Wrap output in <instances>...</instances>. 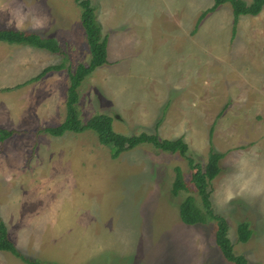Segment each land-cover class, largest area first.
<instances>
[{"label":"rangeland","instance_id":"1","mask_svg":"<svg viewBox=\"0 0 264 264\" xmlns=\"http://www.w3.org/2000/svg\"><path fill=\"white\" fill-rule=\"evenodd\" d=\"M90 1L108 63L79 88V119L104 114L118 134L182 138L202 168L210 150L224 154L212 206L229 224L234 253L264 264V9L235 24L226 3L197 26L214 0ZM80 15L75 0H0V29L35 32L62 49L0 42V128L14 131L0 142V158L19 172L0 179V204L12 194L39 218L9 227L16 247L44 264H232L216 244L215 221L180 219L187 196L202 208L187 159L148 144L112 159L93 131L41 132L65 120L69 73L90 60ZM176 167L190 187L178 197ZM65 221L70 230L57 234ZM244 221L247 243L238 241ZM81 245L88 249L78 253ZM0 255V264H21Z\"/></svg>","mask_w":264,"mask_h":264},{"label":"trees","instance_id":"2","mask_svg":"<svg viewBox=\"0 0 264 264\" xmlns=\"http://www.w3.org/2000/svg\"><path fill=\"white\" fill-rule=\"evenodd\" d=\"M81 9V24L85 32L86 40L90 51V60L87 64H79L74 71L69 73V87L66 101V118L56 127H48L41 132L54 137L63 136L67 132L82 133L84 131H93L99 143L110 149L111 158L117 159L124 152L133 150L141 145H152L155 148L179 154L187 159L189 166L194 170L191 182L200 198L202 208L197 205L196 198L192 195L187 196L179 205V215L181 221L194 226L204 224L208 219L215 221L216 232L215 239L218 248L226 260L232 264H248L243 255H236L233 250V244L228 237L229 224L226 218L217 214L211 202L212 182L221 173L220 161L224 154L210 150L207 164L204 168L188 155V145L182 139H160L157 134L141 133L139 135L126 136L118 134L113 130V118L109 115H97L85 123L79 119L77 104L79 101V88L83 81L91 75L97 68L106 65L107 60V37L102 32V28L96 19V10L90 0H75ZM229 3L233 9L234 22H238L241 16H258L264 9V0H253L248 3L244 0H214V4L204 11L200 16L197 26L209 13H213L220 6ZM0 42H6L16 45H28L37 49L47 50L52 54H62V49L55 39L43 38L35 32H24L13 29H0ZM64 68V63L60 65L48 66L29 83L38 81L52 70L58 71ZM14 134V131L0 128V142H4ZM180 192H190L182 170L175 168V180L172 187V195L178 197ZM238 241L247 243L252 235V230L248 222H241L237 227ZM0 251H6L13 254L26 264H44L35 259L25 257L9 239L6 224L0 216Z\"/></svg>","mask_w":264,"mask_h":264},{"label":"crops","instance_id":"3","mask_svg":"<svg viewBox=\"0 0 264 264\" xmlns=\"http://www.w3.org/2000/svg\"><path fill=\"white\" fill-rule=\"evenodd\" d=\"M245 1V0H244ZM253 0H251V1H249V2H252ZM247 2V1H246ZM248 2V3H249ZM193 55V54H192ZM52 71H55V70H52ZM51 72V71H50ZM45 76H47V74L45 75ZM44 76V77H45ZM44 77H42V78H44ZM41 78V79H42ZM30 81H31V79H30ZM30 81H26L27 82V84H29V82ZM33 82H35V81H33ZM37 82V81H36ZM40 82V81H39ZM32 83V82H31ZM18 86H22V84L21 85H18ZM4 129V128H3ZM19 172H17V170L15 169V168H13V167H11L6 161H4L2 158H0V179H9V178H13V177H15L16 178V176H17V174H18ZM20 173H22V172H20ZM20 175V174H19ZM20 177H22L21 175H20ZM10 204H8V203H2V204H0V216H1V218H2V220L4 221V223L6 224V227H7V230H8V236H9V239L13 242V244L15 245V247L16 246H18L17 245V243H16V241L12 238V236H11V233H10V229H9V227L10 226H14L13 225V223H19V222H23V221H25V220H29V222H37V221H39V218H35L36 217V215L34 214V213H32V211H31V209L29 208L28 209V211H27V213H24L23 212V210H22V205H17L16 203H17V201H16V199H14L13 198V196H12V194H11V199H10V202H9ZM28 222V221H27ZM52 221H50V222H46V225H45V228L49 225V223H51ZM68 223H70L71 224V220H69L68 219ZM68 223L65 221V222H62L61 224H60V228L57 230V234H61L60 232H61V228L63 227V230H62V233H66L65 231H64V228H68V230H70L69 229V227H68ZM45 242H48V237H47V241H45ZM17 248V247H16ZM57 247H56V243H55V245H54V250L56 249ZM81 248H83L82 249V251H86L88 248H87V246L86 245H81L78 249H77V251H78V253L81 251ZM92 248L95 250V252L96 251H98V250H100V248H101V245L100 244H95L94 246H92ZM18 249V248H17ZM1 252V251H0ZM8 253H10V252H8ZM59 253V252H58ZM11 254V253H10ZM13 255V254H12ZM92 256H91V259L94 257L93 256V254H91ZM1 256V255H0ZM14 256V255H13ZM15 257V256H14ZM65 257H68V256H65ZM17 258V257H16ZM18 259V258H17ZM20 260V259H19ZM1 261V263H3V261L2 260H0ZM21 261V260H20ZM21 264H26V263H24V262H20Z\"/></svg>","mask_w":264,"mask_h":264}]
</instances>
